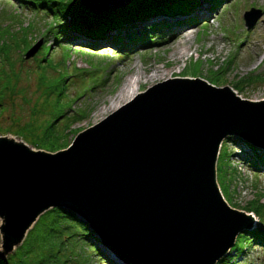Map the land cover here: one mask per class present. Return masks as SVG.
Listing matches in <instances>:
<instances>
[{
    "label": "water",
    "instance_id": "1",
    "mask_svg": "<svg viewBox=\"0 0 264 264\" xmlns=\"http://www.w3.org/2000/svg\"><path fill=\"white\" fill-rule=\"evenodd\" d=\"M130 1L76 3L95 14ZM260 15L247 10L246 28ZM40 46L41 40L33 44L25 59ZM228 136L264 151V98L188 77L137 92L56 151L0 134V257L43 212L65 207L121 264H184L192 254L191 264H215L240 231L253 228L251 215L230 207L216 180Z\"/></svg>",
    "mask_w": 264,
    "mask_h": 264
},
{
    "label": "rangeland",
    "instance_id": "2",
    "mask_svg": "<svg viewBox=\"0 0 264 264\" xmlns=\"http://www.w3.org/2000/svg\"><path fill=\"white\" fill-rule=\"evenodd\" d=\"M32 1L36 6L23 0H0V42L12 45L11 63L17 74V82L0 84V134L12 133L30 146L47 139L46 135L50 140L71 142L78 127L83 130L114 110L108 109L111 99L137 73L141 76L137 92L163 80L188 77L228 85L242 98H264V0H224L216 9L201 2L193 26L165 18L172 22L171 33L165 38L150 34L144 38L150 45L132 51H119L105 42L93 47L60 41L25 59L24 43L31 38L29 45L39 40L42 45L40 35L46 31L52 43L53 27L60 23L57 15L40 7L52 0ZM251 8L260 9L261 15L247 29L243 14ZM8 64L0 59V70L9 73ZM211 69L227 71L216 75ZM155 71L157 76L147 79ZM214 77L221 83H213ZM55 118L56 126L48 129ZM227 147H220L216 164L220 192L230 207L250 214L252 227L259 225L264 234V170L248 166L234 144ZM255 197L262 202L251 204L257 216L245 208ZM68 223L56 211L46 212L20 244L1 257L12 254L9 264H108L109 258L120 264L102 244L108 258L98 255L79 235V226L68 227ZM234 249L223 256L227 259L222 264H264L262 242L240 237Z\"/></svg>",
    "mask_w": 264,
    "mask_h": 264
},
{
    "label": "trees",
    "instance_id": "3",
    "mask_svg": "<svg viewBox=\"0 0 264 264\" xmlns=\"http://www.w3.org/2000/svg\"><path fill=\"white\" fill-rule=\"evenodd\" d=\"M77 1L79 0H52L50 4H40L41 8L46 7L52 14L57 15L60 18V23L53 27L55 29V39L52 41L53 44L48 41V37H51L48 31L40 35V38H43V43L34 56L41 51H46L51 46L53 47L60 41L71 44L73 41H78L81 45L88 44L93 47L98 46L101 42H105L108 43L110 47L112 46L119 51H132L138 46L150 45V42L144 41V38L148 37L150 34H158L163 38H165L167 34H170L172 31V22L167 21L165 18H171L174 23L179 25L184 24L185 26H193L198 20L195 12L201 2H206L210 8L216 9L224 0H131L122 7H108L106 10H101L95 14L92 9L78 6L76 3ZM23 2L35 5L32 0H23ZM30 40L31 38H29L22 47L25 52L31 47V45H29ZM11 49L12 45L10 43L0 42V59H3L6 63L8 62L10 66L9 73L4 69L0 70V84L3 81L2 84H8V86L13 82V79L14 82H17L14 64L11 63ZM196 62L198 61L194 63ZM198 63L200 64V62ZM227 68H231V65L227 66ZM210 71H213V73L217 75L219 73H225L227 70L211 69ZM211 81L216 84L221 83L219 80H215V77L214 80L211 79ZM225 82L226 80L223 83ZM239 89H242V87H237V90ZM56 123L57 119L55 118L49 124L48 129H53ZM79 130L80 128L78 127L75 133ZM45 137L47 139L41 140V142L37 144L34 143L35 145L32 146L46 151H56L65 148L70 143L69 140L67 142H58L57 140H50L48 135ZM228 143H232L239 148V154L248 166L255 170H264V151L261 148L237 136H228L225 138L221 147H223V145L227 147ZM220 155L221 152L219 157ZM229 156H231V154ZM255 195H259L258 192H256ZM260 199V197H255L249 200L245 206L246 210L248 212H253L257 216L251 204L253 202L261 204L262 202H259ZM48 211H56L61 217L67 219V221H69L67 224L68 227L78 225L79 235L93 245L98 255H101L104 259L108 258L106 257L107 255L104 248L100 245L99 238L96 236L95 231L74 212L65 207H52L46 210L38 217L30 230L35 229L41 216ZM240 237H243L245 240L249 239L253 243H258L260 241L262 245H264V234L258 225L250 230L241 232L235 239L234 247L232 246L229 249L228 255L235 252L234 248L237 246ZM11 257L12 254L7 256V258L0 257V261H2V264H9ZM226 259V257H222L216 264H222ZM107 263L119 264L110 258L107 259Z\"/></svg>",
    "mask_w": 264,
    "mask_h": 264
},
{
    "label": "bare ground",
    "instance_id": "4",
    "mask_svg": "<svg viewBox=\"0 0 264 264\" xmlns=\"http://www.w3.org/2000/svg\"><path fill=\"white\" fill-rule=\"evenodd\" d=\"M189 37V35H188ZM187 39V38H186ZM186 41V40H184ZM187 42V41H186ZM181 51L180 53H183V50H184V47L183 49L180 48ZM157 76V71H155L154 73L150 74L147 76V79H154L155 77ZM140 74L137 73L135 76H132L128 79V81L125 83V85L120 89V91L118 92L117 96L115 98H112L110 103H109V106H108V109H115L117 108L122 102L130 99L140 88ZM1 157V156H0ZM2 159V157H1ZM5 162V161H4ZM5 182V181H4ZM5 184V183H4ZM3 185V184H2ZM17 201V199H16ZM19 201V200H18ZM15 214V213H14ZM17 220L14 219V223L18 224L19 222H21V220L23 219L22 218V215H23V212H21L20 210L17 211ZM14 217V216H13ZM193 255V254H192ZM190 256V258L188 259L189 261H186L184 264H191L193 263V261L197 258L195 257L194 258V255L193 256ZM194 259V260H193ZM200 259V258H199ZM197 259V260H199ZM193 260V261H192ZM157 263H162V264H168L167 262L162 261L161 260H158ZM170 264H175V263H170Z\"/></svg>",
    "mask_w": 264,
    "mask_h": 264
}]
</instances>
